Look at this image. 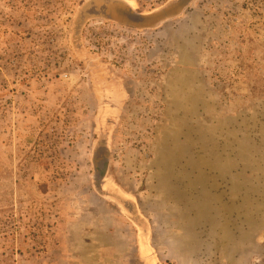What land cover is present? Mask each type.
Here are the masks:
<instances>
[{"label": "rangeland", "instance_id": "obj_1", "mask_svg": "<svg viewBox=\"0 0 264 264\" xmlns=\"http://www.w3.org/2000/svg\"><path fill=\"white\" fill-rule=\"evenodd\" d=\"M0 264H264V0H0Z\"/></svg>", "mask_w": 264, "mask_h": 264}]
</instances>
